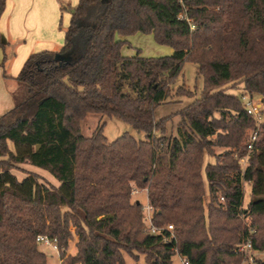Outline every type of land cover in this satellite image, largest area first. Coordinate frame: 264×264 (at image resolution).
<instances>
[{"label":"trees","instance_id":"obj_1","mask_svg":"<svg viewBox=\"0 0 264 264\" xmlns=\"http://www.w3.org/2000/svg\"><path fill=\"white\" fill-rule=\"evenodd\" d=\"M5 7L0 0V18ZM61 10L71 13L63 46L27 58L16 77L24 99L0 117V264H48L39 235L57 239L64 264H127L124 253L133 264L141 255L173 264L176 253L191 264H231L248 238L264 250V120L240 96H264V0H79ZM139 32L174 52L124 54L121 37ZM186 62L202 89L179 86L176 95L193 100L157 118ZM229 83H243L241 93ZM91 113L144 137L109 141L104 124L86 136L80 123ZM176 116V134H168ZM134 189L147 191L154 224L173 232L147 230ZM74 234L77 253L67 257Z\"/></svg>","mask_w":264,"mask_h":264},{"label":"crops","instance_id":"obj_2","mask_svg":"<svg viewBox=\"0 0 264 264\" xmlns=\"http://www.w3.org/2000/svg\"><path fill=\"white\" fill-rule=\"evenodd\" d=\"M62 2L74 7L79 0H6L5 10L0 18V33L5 44V48L0 49V117L24 99L25 85L16 77L27 58L34 52L58 50L63 46L65 31L59 27ZM121 38L127 40L125 37ZM169 51L171 55L174 49ZM123 53L131 55L125 47ZM5 56L7 61L3 67L1 62ZM258 95L259 99L264 98ZM16 174L19 178L26 175Z\"/></svg>","mask_w":264,"mask_h":264},{"label":"rangeland","instance_id":"obj_3","mask_svg":"<svg viewBox=\"0 0 264 264\" xmlns=\"http://www.w3.org/2000/svg\"><path fill=\"white\" fill-rule=\"evenodd\" d=\"M66 22V23H64ZM71 20V13L69 10L61 11L60 12V20H59V27L62 30H66ZM68 22V23H67ZM65 24V25H64ZM127 38V41L129 42V45L125 47V50L131 53V55H135L137 53V50L141 51V54L148 57H161V56H167L169 55L171 49H173L169 45H162L155 41V38L152 34H142V33H136L131 36L125 37ZM179 86H184L187 90H190L194 93H199L200 90L203 87V80L202 78L197 77V68L196 65L192 62H186L184 64L182 74L178 77V79L175 81V83L172 85V94L168 99V102L165 104H162L156 111V117L160 118L162 116H165L167 114H170L186 104H188L193 98H188L187 96H178L176 95V91ZM226 87H230L227 90L229 92H233L236 94L241 93L243 89V83L233 84L229 83ZM258 93L256 95H253V99L256 103H258L259 107L264 109V98L259 99ZM260 103L263 105L260 106ZM261 110V119L259 122L264 120V110L262 112ZM173 119V120H172ZM171 121L168 123V134H176V125L179 121V117L172 118ZM105 125L104 127V134L108 138L109 141L114 140L118 136L122 135L125 132H129L133 135H135L138 138H143L144 134L136 131L131 125L123 122L122 120L116 118V117H108L106 115L101 114H88L84 120L80 123V129L82 133L86 136H90L94 133V131L100 126ZM252 133V132H250ZM216 152L222 151L221 148H216ZM212 157H207L206 160H213ZM243 167H246L247 165V159L245 158L242 160ZM23 169L29 171L33 169V171L39 173L42 177V181L46 182L47 184H56L57 180L46 170L41 169L36 166H32L29 164H23L21 165ZM15 173H18L20 176L26 174L25 171L16 169L14 170ZM244 190H245V197L243 202V207H247V204L250 199V192H251V186L249 183H244ZM132 200L141 202L144 206L148 205V195L146 190H139L134 189ZM209 197H206V200ZM74 230V229H73ZM77 239L78 236L74 234V238L70 240L69 247L66 250V256L75 255L77 253ZM40 249L43 250L48 259V264H60V258L59 254L51 247L46 246L44 244H40ZM125 260L127 264H133L135 263V260L128 255L127 253H124ZM144 256H140L139 264H147V262L143 259ZM173 264H183L182 257L176 253L173 256Z\"/></svg>","mask_w":264,"mask_h":264},{"label":"built area","instance_id":"obj_4","mask_svg":"<svg viewBox=\"0 0 264 264\" xmlns=\"http://www.w3.org/2000/svg\"><path fill=\"white\" fill-rule=\"evenodd\" d=\"M241 99L244 103L245 108L248 113L256 118L259 122L261 119V110L258 103L253 99V95H249L247 92H242L240 94ZM260 106L262 104L260 103ZM257 131L252 136V142L249 144V147L252 148V144L256 139ZM153 208L148 203L147 206H144V222L146 224L147 230L152 234H162V232L167 229L171 232L174 231V226L172 224L165 225L163 227L157 226L153 222ZM250 234L254 232V229L249 230ZM37 241L41 244L53 248L60 258V264H64V260L61 258V249L59 247L58 241L56 238H51L46 235H39ZM236 252L242 254V259L240 261L232 262L231 264H256L258 260H264V250H258L254 247L252 238H248L245 242L239 244L236 247ZM183 264H191L187 257H182Z\"/></svg>","mask_w":264,"mask_h":264}]
</instances>
